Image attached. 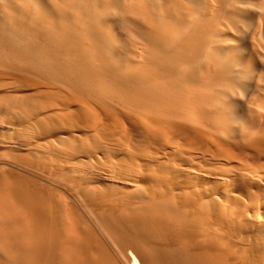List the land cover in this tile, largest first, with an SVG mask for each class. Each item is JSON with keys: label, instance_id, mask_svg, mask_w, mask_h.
Returning <instances> with one entry per match:
<instances>
[{"label": "bare ground", "instance_id": "obj_1", "mask_svg": "<svg viewBox=\"0 0 264 264\" xmlns=\"http://www.w3.org/2000/svg\"><path fill=\"white\" fill-rule=\"evenodd\" d=\"M0 264H264V0H0Z\"/></svg>", "mask_w": 264, "mask_h": 264}]
</instances>
